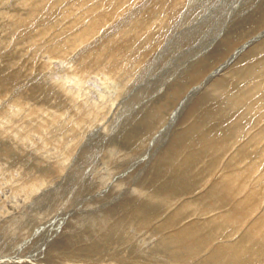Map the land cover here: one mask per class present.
Returning a JSON list of instances; mask_svg holds the SVG:
<instances>
[{
  "label": "rangeland",
  "instance_id": "obj_1",
  "mask_svg": "<svg viewBox=\"0 0 264 264\" xmlns=\"http://www.w3.org/2000/svg\"><path fill=\"white\" fill-rule=\"evenodd\" d=\"M263 210L264 0H0V264H264Z\"/></svg>",
  "mask_w": 264,
  "mask_h": 264
},
{
  "label": "bare ground",
  "instance_id": "obj_2",
  "mask_svg": "<svg viewBox=\"0 0 264 264\" xmlns=\"http://www.w3.org/2000/svg\"><path fill=\"white\" fill-rule=\"evenodd\" d=\"M260 198H261V195L260 194L257 195L256 193L254 195L251 194L250 196H247L242 201V203L237 206V209H236L237 211L234 210V213H236L237 215L234 214L233 216H230L229 218L234 219V216L235 217H238L240 215H242V216L243 215H246V217L245 216L244 217L247 219L250 216V213L253 212L256 209V207H257V201ZM241 218H243V217H241ZM250 229H251L250 231H252V233L264 237V210L252 222Z\"/></svg>",
  "mask_w": 264,
  "mask_h": 264
}]
</instances>
